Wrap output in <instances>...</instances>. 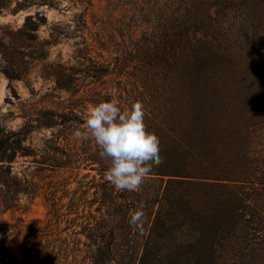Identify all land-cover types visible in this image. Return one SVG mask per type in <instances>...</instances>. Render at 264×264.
I'll use <instances>...</instances> for the list:
<instances>
[{
  "label": "trees",
  "instance_id": "16d2710c",
  "mask_svg": "<svg viewBox=\"0 0 264 264\" xmlns=\"http://www.w3.org/2000/svg\"><path fill=\"white\" fill-rule=\"evenodd\" d=\"M139 2L149 7L148 28L132 40L131 56L146 131L156 137L161 160L141 191L121 193L106 181L110 162L95 142L85 141L82 156L70 155V163L98 164L96 200L109 208L92 228L93 264L115 263L122 223L148 229L122 264H264V0ZM46 22L40 13L28 16L19 47L15 40L0 44L9 78H22L45 56L38 31ZM23 141L21 133L0 130L3 186L11 187ZM99 229L110 242L102 244ZM0 246V264H18L6 237Z\"/></svg>",
  "mask_w": 264,
  "mask_h": 264
},
{
  "label": "rangeland",
  "instance_id": "374dc122",
  "mask_svg": "<svg viewBox=\"0 0 264 264\" xmlns=\"http://www.w3.org/2000/svg\"><path fill=\"white\" fill-rule=\"evenodd\" d=\"M148 8L138 0H0L2 45L15 40L19 47L28 16L47 19L38 31L46 54L22 78L4 72L8 58L0 47V130L24 138L12 162L11 187L0 184V240L6 237L18 264H32L29 252L45 264L94 263L93 229L109 208L96 200L98 164L70 163V155H83L79 149L86 141L74 133L86 130L87 113L98 103L112 101L128 110L141 102L131 42L148 28ZM131 226H119L121 253L113 264H122L125 250L138 248L148 234L142 223ZM101 232L102 244L110 242L109 232Z\"/></svg>",
  "mask_w": 264,
  "mask_h": 264
},
{
  "label": "clouds",
  "instance_id": "9594fccd",
  "mask_svg": "<svg viewBox=\"0 0 264 264\" xmlns=\"http://www.w3.org/2000/svg\"><path fill=\"white\" fill-rule=\"evenodd\" d=\"M74 136L95 142L99 156L110 162L106 181L121 193L141 191L161 160L156 137L146 131L141 104L123 110L112 101L98 103L87 113L86 130Z\"/></svg>",
  "mask_w": 264,
  "mask_h": 264
}]
</instances>
